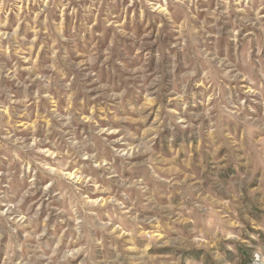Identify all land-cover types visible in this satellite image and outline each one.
<instances>
[{"label":"rangeland","instance_id":"374dc122","mask_svg":"<svg viewBox=\"0 0 264 264\" xmlns=\"http://www.w3.org/2000/svg\"><path fill=\"white\" fill-rule=\"evenodd\" d=\"M0 264H264V0H0Z\"/></svg>","mask_w":264,"mask_h":264}]
</instances>
